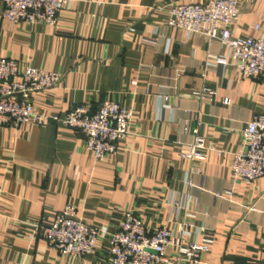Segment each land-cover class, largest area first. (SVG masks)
Instances as JSON below:
<instances>
[{"label":"crops","instance_id":"obj_1","mask_svg":"<svg viewBox=\"0 0 264 264\" xmlns=\"http://www.w3.org/2000/svg\"><path fill=\"white\" fill-rule=\"evenodd\" d=\"M178 1L207 0H69L55 26L9 22L0 0V59L64 77L33 95L38 111L64 117L105 101L133 110L130 134L103 161L87 150L82 133L61 124L0 127V264H110L106 242L79 258L33 235L35 225L51 226L67 205L110 231L126 212L149 228L176 233L186 224V242L209 241L197 264H264V177L236 182L231 197L216 196L234 180L240 130L264 114V80L245 78L230 58L227 65L213 63V56H227L226 48L167 27ZM237 1L232 39L258 36L264 0ZM205 90L212 101L197 99ZM197 127L208 149L195 175L198 164L182 154Z\"/></svg>","mask_w":264,"mask_h":264},{"label":"built area","instance_id":"obj_2","mask_svg":"<svg viewBox=\"0 0 264 264\" xmlns=\"http://www.w3.org/2000/svg\"><path fill=\"white\" fill-rule=\"evenodd\" d=\"M1 1L4 5L3 18L16 24L55 26L60 15L69 7V0ZM170 14L167 27L201 36L210 46L216 44L228 50L227 56H213V63L227 65L230 58L245 78L264 80V26H254L258 33L256 37L232 39L231 26L239 17L237 0L178 1L171 5ZM170 46L171 40L167 38L165 53L170 52ZM63 80V75L59 73L24 66L12 59H0V127L61 124L82 133L86 148L95 160L103 161L114 155L118 143L130 134L133 110L119 102L105 101L94 111L90 107L79 106L64 117L38 111L32 102L33 95L61 84ZM212 97L210 90L197 93L199 101H212ZM158 98L167 101L169 96L158 95ZM224 103L229 104V100ZM181 128L187 132V120ZM240 135L242 150L234 154L231 164L234 180L226 187L225 194H216L222 199L233 196L236 182L249 185L264 177V114L248 120ZM186 146L188 151L182 157L196 162L198 166L192 173L199 174L207 160L205 151L208 143L199 134L198 127L190 134ZM186 182L193 186L190 180ZM174 205H178L177 200ZM206 229L203 226L201 231ZM235 231H240L238 226ZM34 234H39L59 254L79 258L93 254L106 242L110 264H197L208 250L209 243L186 242V224H180L176 233L166 226L149 228L132 212L125 213L115 231L94 227L78 217L73 205H67L51 226L43 228L35 225Z\"/></svg>","mask_w":264,"mask_h":264},{"label":"water","instance_id":"obj_3","mask_svg":"<svg viewBox=\"0 0 264 264\" xmlns=\"http://www.w3.org/2000/svg\"><path fill=\"white\" fill-rule=\"evenodd\" d=\"M151 253L155 254V252L151 251Z\"/></svg>","mask_w":264,"mask_h":264}]
</instances>
